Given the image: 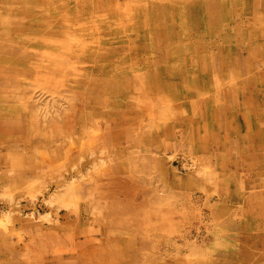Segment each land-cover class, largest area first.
<instances>
[{
  "label": "rangeland",
  "instance_id": "1",
  "mask_svg": "<svg viewBox=\"0 0 264 264\" xmlns=\"http://www.w3.org/2000/svg\"><path fill=\"white\" fill-rule=\"evenodd\" d=\"M0 264H264V0H0Z\"/></svg>",
  "mask_w": 264,
  "mask_h": 264
}]
</instances>
